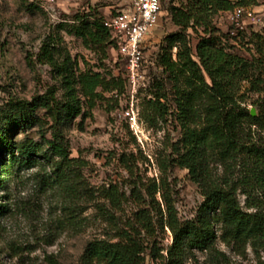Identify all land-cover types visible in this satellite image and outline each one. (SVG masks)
<instances>
[{
    "label": "trees",
    "instance_id": "1",
    "mask_svg": "<svg viewBox=\"0 0 264 264\" xmlns=\"http://www.w3.org/2000/svg\"><path fill=\"white\" fill-rule=\"evenodd\" d=\"M258 5L259 0H188L171 7L172 22L179 31L167 36L161 47L158 63L166 78L154 85L156 90L145 102L143 117L150 127L157 128L169 122L172 107L176 122L181 114L198 107L201 125H180L178 139L169 141L156 155L157 177L142 173L140 166L149 162L142 154L120 155L118 164L126 174L129 194L113 183L97 191L88 189L83 178L87 161L72 158L68 142L55 129L63 123L65 112L75 116L82 112L76 91L91 112L105 95L123 94L126 76L82 69L57 49L54 38L44 42L38 62L58 72L66 101L62 104L56 89L50 88L33 102H12L0 115V192L5 193L0 197V229L2 219L12 212L7 195L10 183L24 171L42 168L43 178L74 199L82 191L90 201L106 200L119 213H124L129 203L135 205L132 218L117 229L115 241L94 240L87 245L83 264H146L147 257L161 264H186L191 250L215 252L218 227L219 239L226 246L241 250L250 245L254 252L264 250V30L252 33L259 56L248 59L237 54L232 45L249 34L248 28L232 25L223 32L213 22L218 13L235 8L252 10ZM105 20L89 8L58 27L80 39L103 63L108 49L116 47ZM189 30L197 34L196 43ZM252 95L258 98L250 101ZM39 111H45L54 122L51 139L46 131L40 132V141L27 135L13 138L15 132L37 126ZM175 169L186 170L201 192L203 202L195 221L179 218L172 180ZM240 196L245 197L244 205ZM97 208L105 210L100 205ZM71 224H79L77 217L72 216ZM166 229L172 244L164 249L154 237L158 230ZM47 262L60 264L53 256Z\"/></svg>",
    "mask_w": 264,
    "mask_h": 264
},
{
    "label": "rangeland",
    "instance_id": "2",
    "mask_svg": "<svg viewBox=\"0 0 264 264\" xmlns=\"http://www.w3.org/2000/svg\"><path fill=\"white\" fill-rule=\"evenodd\" d=\"M48 1L0 0V115L8 111L7 107L12 102H33L50 88L56 89L57 98L65 104L66 89L60 75L54 68L40 64L37 58L42 44L49 38H54L57 49L77 61L82 69L109 71L114 76L126 74L125 61L116 47L108 49L107 60L101 63L99 56L84 48L80 39L58 26L71 23L76 13L89 8L96 9L107 18L131 0H55L53 4ZM187 1L162 0L159 22L146 41L145 80L135 93L126 84L123 94L105 95V99L88 112L84 99L76 91L82 112L76 116L65 112L63 123L55 126L68 142L71 157L87 161L83 178L88 189L97 191L113 183L119 185L121 192L129 194L126 174L118 164L120 155L142 154L149 160L140 166L142 173L147 177H157L156 155L167 148L169 141L178 139L180 125L195 128L201 125L198 107L181 114L178 122L172 107L169 122L157 128L150 127L143 117L145 102L156 90L154 85L166 78L158 63L161 47L167 36L179 31L172 22L170 9ZM252 10L261 17L262 23L253 25L241 19L240 23L248 28L249 34L232 42L235 52L248 59L259 56L251 35L264 30V0H259V5ZM213 22L223 32L232 27L225 14L218 13ZM188 34L196 43L197 34L193 30ZM252 98L250 101L258 96L252 95ZM250 101L248 107L253 110L255 108ZM45 115V111H39L41 121L37 126L20 134L15 132L13 138L20 140L27 135L40 141V132L46 131L47 139H51L54 122ZM44 174L42 168L24 171L9 185L7 195L12 212L2 219L0 264H49V256L60 264H83L81 258L90 242L115 241L117 229L132 218L135 205L129 203L125 212L119 213L106 200L90 201L82 191H79V198L74 199L73 195L68 196L66 191L43 178ZM172 180L179 218L183 222L195 221L203 202L199 188L190 180L186 170L175 169ZM4 195L0 192V197ZM239 198L244 205L245 197ZM97 205L105 210L99 211ZM72 216L77 217V226H72ZM220 235L218 227L215 252L208 254L191 250L186 264H264V250L254 252L250 245L241 250L232 249L219 239ZM154 240L164 249L172 244V236L167 229L165 232L158 230ZM162 254L166 255V251ZM146 264L161 262L147 257Z\"/></svg>",
    "mask_w": 264,
    "mask_h": 264
},
{
    "label": "built area",
    "instance_id": "3",
    "mask_svg": "<svg viewBox=\"0 0 264 264\" xmlns=\"http://www.w3.org/2000/svg\"><path fill=\"white\" fill-rule=\"evenodd\" d=\"M53 4L55 0H49ZM162 12V0H131L130 3L110 15L105 20V27L110 31L119 55L126 65V82L131 92L143 84L144 54L146 41L159 22ZM225 14L232 25L243 29L241 19L251 24H261L262 19L253 10L235 8Z\"/></svg>",
    "mask_w": 264,
    "mask_h": 264
},
{
    "label": "water",
    "instance_id": "4",
    "mask_svg": "<svg viewBox=\"0 0 264 264\" xmlns=\"http://www.w3.org/2000/svg\"><path fill=\"white\" fill-rule=\"evenodd\" d=\"M251 114H252V116L256 115L255 109L251 110Z\"/></svg>",
    "mask_w": 264,
    "mask_h": 264
}]
</instances>
